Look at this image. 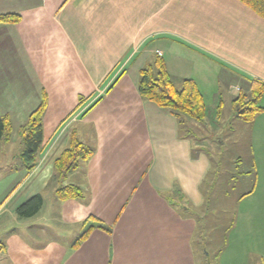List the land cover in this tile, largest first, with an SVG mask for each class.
<instances>
[{
  "label": "crops",
  "instance_id": "crops-1",
  "mask_svg": "<svg viewBox=\"0 0 264 264\" xmlns=\"http://www.w3.org/2000/svg\"><path fill=\"white\" fill-rule=\"evenodd\" d=\"M2 15L20 16L0 21L6 144L46 107L35 168L24 149L9 152L19 162L10 164L14 183L0 187V264H197L213 162L169 110L141 96L140 71L162 58L178 88L193 79L204 99L221 83L234 100L252 96L264 83V17L240 0H0ZM235 116L249 131L255 176L239 198L243 241L264 264V110L251 122ZM74 135L93 154L60 188L83 196L61 200L57 188L46 199ZM38 194L39 212L19 216Z\"/></svg>",
  "mask_w": 264,
  "mask_h": 264
},
{
  "label": "rangeland",
  "instance_id": "rangeland-1",
  "mask_svg": "<svg viewBox=\"0 0 264 264\" xmlns=\"http://www.w3.org/2000/svg\"><path fill=\"white\" fill-rule=\"evenodd\" d=\"M204 92L208 110L206 121L199 122L186 117V123L183 124V131L213 162V168L201 187L207 202L198 211L202 217L193 239L197 264H261L260 257L253 250L250 251L253 253L246 255L247 247L243 241L245 225L240 219L243 207L239 198L252 188L255 177L249 175L253 165L250 134L246 126L237 124L239 120L235 116L236 107H233L234 97L230 96L223 83L212 89L205 88ZM246 98L251 99V96L247 95ZM24 148L21 132L19 139L11 144H6V139H3L0 149V187H9V184L14 183L9 174L10 164L19 160L11 159L9 152L13 150L18 153ZM239 158L242 162H239ZM70 178V175L63 178L57 171L44 197L49 199L54 190L68 184Z\"/></svg>",
  "mask_w": 264,
  "mask_h": 264
},
{
  "label": "trees",
  "instance_id": "trees-1",
  "mask_svg": "<svg viewBox=\"0 0 264 264\" xmlns=\"http://www.w3.org/2000/svg\"><path fill=\"white\" fill-rule=\"evenodd\" d=\"M259 15L264 17V0H240ZM18 15H2L0 21L13 23L19 20ZM139 91L141 96L159 107L169 110L179 121L183 129L184 119L189 117L199 122H205L208 117L207 105L199 85L193 79L183 81L178 88L168 71L167 65L162 58L140 71ZM264 94V83H255L251 99L246 95H240L234 100L237 114L240 119L251 122L264 110L261 99ZM45 103H42L28 118L27 123L21 128L25 148L22 152V162L33 170L36 166L38 155L43 146V114ZM12 122L9 117L0 115V149L2 141L12 132ZM93 154V150L81 143L74 135L70 145L61 157L56 161L55 168L61 176L76 169L82 162L87 161ZM57 197L61 200L69 198H82L81 189L76 185H68L57 191ZM44 203L42 195L38 194L28 199L18 208L21 217H32L39 212ZM86 232L81 239L86 238ZM79 244V241L76 245Z\"/></svg>",
  "mask_w": 264,
  "mask_h": 264
}]
</instances>
